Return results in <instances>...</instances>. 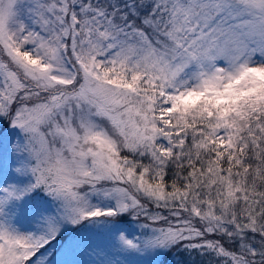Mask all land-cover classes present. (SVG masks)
I'll return each mask as SVG.
<instances>
[{
    "label": "snow or ice",
    "instance_id": "snow-or-ice-1",
    "mask_svg": "<svg viewBox=\"0 0 264 264\" xmlns=\"http://www.w3.org/2000/svg\"><path fill=\"white\" fill-rule=\"evenodd\" d=\"M197 256L264 264V0H0V264Z\"/></svg>",
    "mask_w": 264,
    "mask_h": 264
},
{
    "label": "trees",
    "instance_id": "trees-1",
    "mask_svg": "<svg viewBox=\"0 0 264 264\" xmlns=\"http://www.w3.org/2000/svg\"><path fill=\"white\" fill-rule=\"evenodd\" d=\"M198 258H200V257H198ZM172 259H179L181 261H186L188 258L186 256H184L183 254H181L179 257H169V260H172ZM197 264H199V262Z\"/></svg>",
    "mask_w": 264,
    "mask_h": 264
},
{
    "label": "rangeland",
    "instance_id": "rangeland-1",
    "mask_svg": "<svg viewBox=\"0 0 264 264\" xmlns=\"http://www.w3.org/2000/svg\"><path fill=\"white\" fill-rule=\"evenodd\" d=\"M197 263L200 261V258L196 257Z\"/></svg>",
    "mask_w": 264,
    "mask_h": 264
}]
</instances>
